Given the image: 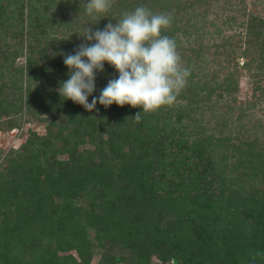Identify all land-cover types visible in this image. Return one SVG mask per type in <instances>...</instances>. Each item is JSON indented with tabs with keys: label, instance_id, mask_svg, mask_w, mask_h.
<instances>
[{
	"label": "trees",
	"instance_id": "trees-1",
	"mask_svg": "<svg viewBox=\"0 0 264 264\" xmlns=\"http://www.w3.org/2000/svg\"><path fill=\"white\" fill-rule=\"evenodd\" d=\"M217 1L112 0L90 16L87 0H0V120L44 124L0 164V264H264V134L246 120L258 103L264 111V16L234 1L240 29L215 45L220 62L207 70L203 47L183 40ZM138 6L171 14L162 35L189 71L174 103L88 111L63 99V54L85 42L78 34ZM241 72L252 84L244 99ZM113 78L105 63L88 102ZM220 101L205 126L201 110Z\"/></svg>",
	"mask_w": 264,
	"mask_h": 264
},
{
	"label": "clouds",
	"instance_id": "clouds-1",
	"mask_svg": "<svg viewBox=\"0 0 264 264\" xmlns=\"http://www.w3.org/2000/svg\"><path fill=\"white\" fill-rule=\"evenodd\" d=\"M111 5L112 0H87L85 11L90 16L107 13ZM170 24V13H153L138 6L122 13L119 21L107 23L102 30L86 27L78 34L85 42L74 54H63L69 78L60 83V96L88 111L94 110L97 103L105 108L113 103L121 107L127 104L144 112L173 104L189 71L181 65L175 40L162 35V29ZM105 63L116 70L118 78L109 79L99 96L89 103L88 97L96 87V74L104 71ZM140 111L134 116L137 121Z\"/></svg>",
	"mask_w": 264,
	"mask_h": 264
},
{
	"label": "rangeland",
	"instance_id": "rangeland-1",
	"mask_svg": "<svg viewBox=\"0 0 264 264\" xmlns=\"http://www.w3.org/2000/svg\"><path fill=\"white\" fill-rule=\"evenodd\" d=\"M227 1V4H224L223 2ZM236 0H218L216 3H214L211 7V9L208 11V13L205 15V19H200V16L195 17L193 20V23L199 27H201V32L196 31L199 35H195V33L191 32V34L188 35L187 39L183 40L184 46L187 47H203V57L202 61L200 62V67L210 70L211 68H216V64L220 62V57L217 58L216 53L214 52V47L221 38L225 37H233L234 34H236L240 28H237L234 22H237L241 18V11L235 10L237 8V5L233 2ZM245 1V11L248 10H255L254 12H257L259 15L264 16V1L258 2L256 0H244ZM251 3L254 4V7H251ZM230 10V11H228ZM225 15H233L235 17V20L233 22H230V26H225L220 24L221 18ZM212 24H211V23ZM217 29H220V32H217ZM236 37H234L231 42H235ZM241 63V59L239 61ZM218 77L220 78L222 76V72H218ZM251 79H249L244 72H241V74L238 75V93L236 96L239 97V99H244L249 96L252 88ZM256 80L259 81V83L262 85L264 81L259 76L256 77ZM261 81V82H260ZM226 98L227 96L224 95L223 98ZM223 104L222 101H220L217 105V102L207 108H203L201 110L200 114V121L206 126L209 123L213 122L214 119L217 118V113L222 111L219 107ZM261 107V104L258 103L255 108H253L249 115H247L246 120L249 122L258 121V123L261 125L259 128L260 134H264V111ZM28 130H34L38 134H42L44 132V124L35 122L34 120L30 121H22L19 124V127H13V128H6L5 122L3 119L0 120V164L4 161L3 158L9 154L14 149H17L20 144L24 141ZM97 261V256L93 255L91 257V264H95ZM150 264H166L161 263L159 260L151 259Z\"/></svg>",
	"mask_w": 264,
	"mask_h": 264
}]
</instances>
